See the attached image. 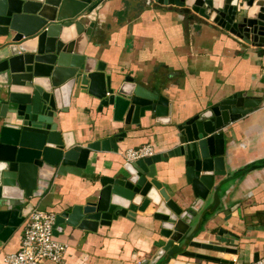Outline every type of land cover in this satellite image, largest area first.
I'll use <instances>...</instances> for the list:
<instances>
[{
    "label": "water",
    "instance_id": "water-1",
    "mask_svg": "<svg viewBox=\"0 0 264 264\" xmlns=\"http://www.w3.org/2000/svg\"><path fill=\"white\" fill-rule=\"evenodd\" d=\"M107 1L0 0V241L23 225L28 203L44 198L57 178L82 177L91 152L119 153L130 130L161 126L170 129L173 149L133 163L125 160L112 175L101 177L93 193L56 215L54 236L65 226L98 232L123 218L133 223L149 219L155 240L145 264H232L213 253L236 254L235 245L202 236H239L224 228L214 234L204 224L227 199L223 188L229 179L217 181L231 172L234 146L227 127L262 100L239 92L186 118L158 90L109 72L87 48L79 51L83 36L90 37L88 16ZM138 1L177 7L192 21H213L264 56V0ZM74 26L79 38L68 39ZM67 93L90 97L112 137L69 145L56 122ZM172 171L191 188V196L172 197L160 180H171V189ZM254 229L264 231V225Z\"/></svg>",
    "mask_w": 264,
    "mask_h": 264
},
{
    "label": "crops",
    "instance_id": "crops-1",
    "mask_svg": "<svg viewBox=\"0 0 264 264\" xmlns=\"http://www.w3.org/2000/svg\"><path fill=\"white\" fill-rule=\"evenodd\" d=\"M88 17L85 31L90 37L87 40L83 36L79 51L87 48V53L107 64L109 72L118 71L135 78L150 91L158 90L186 118L239 92L262 100L250 115L227 127L234 146L231 172L217 178V181L229 179L223 188L227 199L212 220L204 224V229L214 234L224 228L239 239L210 235L202 238L235 245L236 254L213 253L232 264L254 263L257 254L264 257V231L254 229L264 225L262 50L244 43L213 21L203 18L192 21L179 8L159 6L156 2L108 0ZM68 33V39L79 38L75 26ZM60 105L64 111L59 112L56 122L69 145L82 146L99 137H112L111 128L101 120L98 106L91 103L90 97L73 93L71 98L67 93L65 103ZM169 130L161 126L134 128L119 143V153L91 152L82 177L68 174L57 178L44 198L28 203L26 218L35 208L57 215L84 200L96 190L101 177L112 175L124 164L128 149L146 144H152L158 154L173 149ZM160 180L173 198L181 192L192 195L191 188L178 181L174 171L171 189V180L162 176ZM188 205L187 202L185 207ZM225 211H230L229 216L223 214ZM144 220L133 223L123 218L114 221L111 227H100L98 232L62 226L63 232L56 239L68 245L64 264H145L151 259L155 236L152 221ZM25 225L26 221L7 240L0 241V264H7L5 257L22 249Z\"/></svg>",
    "mask_w": 264,
    "mask_h": 264
},
{
    "label": "built area",
    "instance_id": "built-area-1",
    "mask_svg": "<svg viewBox=\"0 0 264 264\" xmlns=\"http://www.w3.org/2000/svg\"><path fill=\"white\" fill-rule=\"evenodd\" d=\"M156 154L155 147L152 144H146L139 148L128 149L124 157L126 161L133 163ZM28 217L22 249L7 255L5 262L7 264H64L68 245L59 242L54 236L56 215L35 208ZM251 264H264V257Z\"/></svg>",
    "mask_w": 264,
    "mask_h": 264
},
{
    "label": "flooded vegetation",
    "instance_id": "flooded-vegetation-1",
    "mask_svg": "<svg viewBox=\"0 0 264 264\" xmlns=\"http://www.w3.org/2000/svg\"><path fill=\"white\" fill-rule=\"evenodd\" d=\"M26 222H27V218H26Z\"/></svg>",
    "mask_w": 264,
    "mask_h": 264
}]
</instances>
